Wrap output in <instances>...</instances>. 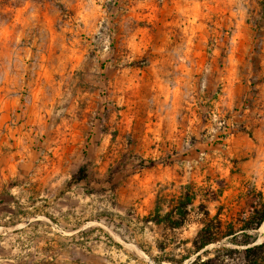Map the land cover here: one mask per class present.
Here are the masks:
<instances>
[{"label": "rangeland", "instance_id": "rangeland-1", "mask_svg": "<svg viewBox=\"0 0 264 264\" xmlns=\"http://www.w3.org/2000/svg\"><path fill=\"white\" fill-rule=\"evenodd\" d=\"M185 184L183 228L143 222ZM258 193L264 0H0V264H154Z\"/></svg>", "mask_w": 264, "mask_h": 264}, {"label": "trees", "instance_id": "trees-1", "mask_svg": "<svg viewBox=\"0 0 264 264\" xmlns=\"http://www.w3.org/2000/svg\"><path fill=\"white\" fill-rule=\"evenodd\" d=\"M80 173H83L81 170ZM77 181L81 177L76 178ZM197 192L191 184H185L180 187L178 195L173 196L168 203L167 210L161 212V206L156 204L149 215L143 217L145 224L163 226L164 229L176 231L185 226L188 222L190 213L195 209ZM257 203L252 207L251 213L247 218L242 219L241 224L236 227V220L229 221L223 230V222L220 219V208L211 216L203 203L197 208L200 211V228L192 239H184L174 245V249L181 246L182 253L179 256L165 254L166 245L164 241H158L155 249L164 255H156L152 258L154 264H214V258L202 259L200 252L210 245L220 242L227 238L228 242L240 249L224 248L223 259L233 258L234 254H240L243 264H264V241L255 244L256 236L252 232L256 231L264 221V198L261 193L257 194ZM208 201H217L216 198ZM241 238V240H239ZM189 245V247H187ZM206 253V251H204ZM194 259L191 261V258Z\"/></svg>", "mask_w": 264, "mask_h": 264}, {"label": "bare ground", "instance_id": "bare-ground-1", "mask_svg": "<svg viewBox=\"0 0 264 264\" xmlns=\"http://www.w3.org/2000/svg\"><path fill=\"white\" fill-rule=\"evenodd\" d=\"M263 230H264V223H263V224L261 225V227L259 228L260 235H259L258 242L261 241V240L264 238V236L261 234L262 232H264ZM255 243H256V242H255Z\"/></svg>", "mask_w": 264, "mask_h": 264}]
</instances>
